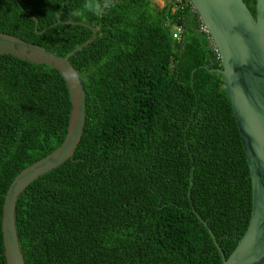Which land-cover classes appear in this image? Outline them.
<instances>
[{
    "label": "trees",
    "instance_id": "1",
    "mask_svg": "<svg viewBox=\"0 0 264 264\" xmlns=\"http://www.w3.org/2000/svg\"><path fill=\"white\" fill-rule=\"evenodd\" d=\"M56 19L96 28L68 56L85 121L74 155L15 200L24 264H221L249 221V167L198 13L188 0H0V32L60 55L92 34ZM69 112L58 69L0 53V264L6 188L61 143Z\"/></svg>",
    "mask_w": 264,
    "mask_h": 264
},
{
    "label": "water",
    "instance_id": "2",
    "mask_svg": "<svg viewBox=\"0 0 264 264\" xmlns=\"http://www.w3.org/2000/svg\"><path fill=\"white\" fill-rule=\"evenodd\" d=\"M189 1L217 50L218 70L223 76L226 98L249 167V221L228 255L221 253V264H264V0H256V17L243 0ZM56 22L84 25L92 34L60 55L39 44L0 32V53L55 67L65 78L70 96V112L61 143L23 166L12 177L4 193L2 244L6 264H24L16 235L14 205L17 196L32 179L73 156L84 126L85 88L68 56L92 41L96 28L74 20L56 19L51 24ZM34 23L36 29L35 18Z\"/></svg>",
    "mask_w": 264,
    "mask_h": 264
},
{
    "label": "built area",
    "instance_id": "3",
    "mask_svg": "<svg viewBox=\"0 0 264 264\" xmlns=\"http://www.w3.org/2000/svg\"><path fill=\"white\" fill-rule=\"evenodd\" d=\"M164 1V4L166 2H170L172 3V9H175V8H183L185 6V2L187 0H163ZM189 1V0H188ZM190 2V1H189ZM163 4V5H164ZM191 4V3H190ZM192 7V6H191ZM192 10L195 11L192 7ZM200 19V18H199ZM201 20V19H200ZM199 20V23H198V30H201L205 33V36L207 38V40L209 41V45L212 47V49L215 51L216 53V57L219 59L218 57V53H217V50L216 48L213 46L212 42H211V39L207 33V30L205 29V27L203 26V24L201 23V21ZM170 27V35H171V38H173L174 40H179L182 36V28H181V24L179 23H173V24H170L168 25Z\"/></svg>",
    "mask_w": 264,
    "mask_h": 264
},
{
    "label": "rangeland",
    "instance_id": "4",
    "mask_svg": "<svg viewBox=\"0 0 264 264\" xmlns=\"http://www.w3.org/2000/svg\"><path fill=\"white\" fill-rule=\"evenodd\" d=\"M157 6L162 7L164 4L163 0H152Z\"/></svg>",
    "mask_w": 264,
    "mask_h": 264
},
{
    "label": "bare ground",
    "instance_id": "5",
    "mask_svg": "<svg viewBox=\"0 0 264 264\" xmlns=\"http://www.w3.org/2000/svg\"><path fill=\"white\" fill-rule=\"evenodd\" d=\"M74 155V154H73ZM71 158V157H70ZM47 173V172H46Z\"/></svg>",
    "mask_w": 264,
    "mask_h": 264
}]
</instances>
